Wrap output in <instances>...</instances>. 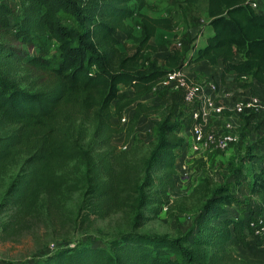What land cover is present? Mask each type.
Returning a JSON list of instances; mask_svg holds the SVG:
<instances>
[{"label": "trees", "instance_id": "16d2710c", "mask_svg": "<svg viewBox=\"0 0 264 264\" xmlns=\"http://www.w3.org/2000/svg\"><path fill=\"white\" fill-rule=\"evenodd\" d=\"M145 4L17 0L16 10L0 1V179L19 165L0 211L11 210L13 223L48 218L78 193L82 221L132 212L133 229L104 246L81 240L42 250L23 264H255L237 257L229 245L233 239L246 245V235L251 236L247 222L264 216V200L263 210L252 216L231 212L228 208L238 202L231 185L211 177L197 181L183 196L200 202L184 232L164 236L137 230L176 201L170 192L185 145L180 134L184 113L179 110L175 119L170 112L160 113L162 106L141 100L168 73L183 67L176 50L165 56L163 66L146 60L157 29L171 31L175 24L170 17L143 13ZM61 13L73 24L64 23ZM207 17L211 34L192 62L221 63V81L226 75H246L264 84V11L257 13L248 0H207ZM117 31L136 44L131 54L118 48ZM13 42L34 47V54L22 55ZM120 85L131 87L132 96ZM130 107L123 127L127 140L141 116H159L155 143L146 155L137 156V144L117 150L111 143L119 131L116 124L126 120ZM112 113L117 123L111 121ZM241 122L248 118L241 117ZM249 191H264V172L254 175ZM176 205L179 211L186 209L185 203Z\"/></svg>", "mask_w": 264, "mask_h": 264}, {"label": "rangeland", "instance_id": "374dc122", "mask_svg": "<svg viewBox=\"0 0 264 264\" xmlns=\"http://www.w3.org/2000/svg\"><path fill=\"white\" fill-rule=\"evenodd\" d=\"M0 1L11 5L17 10V6H15L17 0ZM141 11L151 16L170 17L175 24L174 31L161 30L154 35L151 48L145 51L147 61H156L163 66L165 56L176 50L182 58V66H191L188 71L192 78L217 79L220 77L221 63L211 65L206 61L192 62L196 50L205 44L206 37L211 34L207 23V0H197L193 4L184 3L183 0H146L145 7ZM60 16L64 23L73 24V20L69 15L61 13ZM115 34L118 38V48L127 54H131L135 50L136 44L127 38L123 32L117 31ZM3 39L6 40V43L12 44L10 36L4 35ZM177 42L181 44L178 48L175 47ZM13 45L22 55L31 56L34 54V47L32 46H23L16 42H13ZM50 54L54 56L57 54L55 46L50 48ZM21 86H24V84L21 83ZM119 88L126 95L132 96L133 90L131 87L120 85ZM141 100L147 104L162 106L160 113L170 112L175 118L179 116V103L182 101V95L172 89L171 83L167 85L156 84L152 93L144 96ZM131 112L132 107L125 114L126 120L116 124L119 131L112 136L111 143L117 150H127L129 146L137 144V156L146 155L155 143L154 121L159 116H141L127 140V133L124 128ZM227 120L232 122L236 127V131H239L242 135V130L240 131L236 125L238 122L237 117L230 118L228 114H225L220 118H211V122L219 129ZM111 121L113 123L118 122L114 113H112ZM259 130V126L253 128L252 140L246 141L240 147L241 153L237 151L236 155L234 154L235 157L225 154H211V156L207 153L190 155L186 162L188 165L184 170L185 174L180 171V165L184 162L183 157L186 155L185 150L181 148L179 158L176 161V168L179 171L174 177V188L170 192L171 199H176V201L172 204L170 210H166L164 205L156 216L137 230L150 235L164 236H175L180 232H184L190 226L200 202L197 201L196 197L183 198V196H187L193 190L197 181L204 177H211L217 184L228 183L231 185L238 198L235 207L228 208L231 212H237L238 215L244 217L247 215L252 216L256 211L263 210L261 198L249 194L254 175L261 176L264 172V132L260 133ZM180 132L186 135L182 126ZM254 139L256 140L254 141ZM248 156L255 158L257 164L251 166ZM18 166H12L1 177L0 201ZM180 176L182 177L180 178ZM261 181H263L262 177ZM177 202L185 203L186 209L179 211L176 205ZM79 204L80 195L76 193L65 203L59 213H55L48 218H31L16 223L10 221L11 210L0 211V262L23 264L42 250L73 245L81 240H88L94 246H104L107 240L119 237L133 229L132 212L130 211L116 212L104 219L90 216L88 221H82L83 211H79ZM6 222L7 225L4 226ZM258 242L259 244L247 247L239 246V248L236 247V242H231L229 247L233 254L239 258L255 264H264V246L260 248L256 246L262 245L264 240Z\"/></svg>", "mask_w": 264, "mask_h": 264}, {"label": "built area", "instance_id": "2783aa9c", "mask_svg": "<svg viewBox=\"0 0 264 264\" xmlns=\"http://www.w3.org/2000/svg\"><path fill=\"white\" fill-rule=\"evenodd\" d=\"M248 1L257 13L264 11V0ZM180 45V42H177L175 47L178 48ZM190 67L174 70L156 83L157 85L171 83L172 89L182 95L179 109L184 113L182 128L186 135L181 132L180 134L185 138L183 149L186 155L183 157L184 162L180 165V171L184 174L190 155L230 154L231 157H235V153L240 152V147L246 141L252 140L254 127L259 126V132H264V84H259L246 75L234 76L230 81L213 78L194 79L189 75ZM225 114L230 118H238L236 125L240 131L242 130V135L228 120L220 129L211 122L212 117L220 118ZM241 117H247L248 122L243 124ZM253 159L255 161V158ZM178 171L176 168V173ZM247 229L253 238L264 240V216L256 215L249 219Z\"/></svg>", "mask_w": 264, "mask_h": 264}, {"label": "crops", "instance_id": "0c3cea01", "mask_svg": "<svg viewBox=\"0 0 264 264\" xmlns=\"http://www.w3.org/2000/svg\"><path fill=\"white\" fill-rule=\"evenodd\" d=\"M149 15V14H148ZM149 16H151V15H149ZM151 17H159V16H151ZM175 29V28H174ZM174 29L173 30H171V31H174ZM161 30H163V29H157V31H156V33L158 32V31H161ZM164 31H166V32H171V31H167V30H164ZM156 33H155V35H156ZM154 38V37H153ZM152 38V39H153ZM152 41V40H151ZM194 52V51H193ZM192 52V53H193ZM202 62V61H201ZM217 79H220V77H218ZM234 79V75H226L225 76V78H224V80H226V81H230V80H233ZM230 154H227V156H229ZM231 156V155H230ZM248 158V157H247ZM249 160V159H248ZM249 163L251 164V165H256L257 163L255 162V161H250L249 160ZM259 164V163H258ZM182 176H180V178H181ZM250 195H252V194H250ZM254 196H258L259 198H261V201H263L264 200V193L262 192V193H260V194H254ZM231 242H236L237 244V248H239V246H241V247H247V246H251V245H253V244H259V242L257 241V243H256V241H254L253 240V238L250 236V235H246V245H243V244H241V243H239V242H237L236 240H234L233 239V241H231ZM234 244V243H233ZM256 246H258L259 248L260 247H262V246H264V242L262 243V245H256ZM232 251V250H231ZM233 252V251H232Z\"/></svg>", "mask_w": 264, "mask_h": 264}]
</instances>
